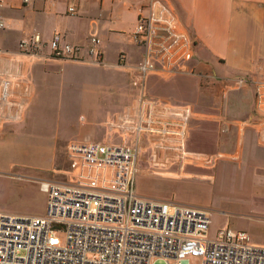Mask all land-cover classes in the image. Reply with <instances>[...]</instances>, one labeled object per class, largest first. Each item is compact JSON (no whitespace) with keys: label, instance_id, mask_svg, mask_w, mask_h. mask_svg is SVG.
Here are the masks:
<instances>
[{"label":"crops","instance_id":"0c3cea01","mask_svg":"<svg viewBox=\"0 0 264 264\" xmlns=\"http://www.w3.org/2000/svg\"><path fill=\"white\" fill-rule=\"evenodd\" d=\"M0 1V19L5 23L0 31V143L15 141L32 121L34 100L54 109L58 124L81 111L98 116L97 128L103 136L95 143L128 147L135 146L137 137L138 147L146 139L133 130L141 102L187 106L192 109L184 143L188 155L182 162L163 166V176L212 186L214 172L223 167L255 179L254 194L264 201L262 115L254 91L255 83L264 81V0H34L29 5L22 0ZM69 6L74 7V16L67 14ZM145 18L170 23L172 31L192 47V60L167 72L163 62L155 61L154 70L142 79L137 72L142 50L130 34ZM24 20L42 29L52 27L48 33H34L42 42L35 55H24L18 47L34 35L23 34ZM54 33L82 50L91 37L98 38L102 62L51 59L47 43ZM104 74L106 84L100 78ZM100 88L107 91L101 100L92 95ZM79 119L84 121L82 116ZM80 142L70 140L67 146ZM67 165L63 174L68 179L69 159ZM259 215L256 224L239 227L243 230H234L235 224L218 229L243 231L251 237L247 232L251 226L264 227V207Z\"/></svg>","mask_w":264,"mask_h":264},{"label":"built area","instance_id":"2783aa9c","mask_svg":"<svg viewBox=\"0 0 264 264\" xmlns=\"http://www.w3.org/2000/svg\"><path fill=\"white\" fill-rule=\"evenodd\" d=\"M67 14L74 16V7L69 6ZM4 29L0 19V31ZM130 36L142 50L137 66L142 79L154 70L155 61L163 62L167 72L193 58L192 47L172 31L170 23L145 18L135 24ZM47 46L51 59L88 64L103 59L96 37L82 50L54 33ZM18 47L24 55H35L42 48L41 38L30 35ZM254 91L262 115L259 143L264 145L263 80L255 83ZM191 117L190 107H156L143 101L133 130L177 156L171 159L172 154L163 163L182 162L188 155L184 143ZM139 139L134 147L70 143L67 181L40 184L46 194L43 216L0 212V264H151L154 259L166 264H264V245L253 243L243 231L212 232L206 209L138 197L134 178Z\"/></svg>","mask_w":264,"mask_h":264},{"label":"rangeland","instance_id":"374dc122","mask_svg":"<svg viewBox=\"0 0 264 264\" xmlns=\"http://www.w3.org/2000/svg\"><path fill=\"white\" fill-rule=\"evenodd\" d=\"M51 28L50 25H46L42 29L34 22L24 20L23 34L48 33ZM100 78L104 79L106 84L105 80L108 78L106 74L100 75ZM92 95L101 100L107 97V91L100 88ZM36 102L37 100H34L30 107L34 110L32 121L21 128L17 133V139L0 143V212L2 213L43 215L46 194L42 192L40 184L67 181L63 173L68 169L69 158L67 148L65 149L68 142L70 140L99 142L103 136V132L97 128L98 116L92 117L81 111L73 113L70 117H64V120L58 124L56 120L59 117L56 116L55 110L41 106L42 101L37 104ZM80 116L84 121L79 119ZM155 143V139H144L142 146L137 148L134 192L138 197L175 204L203 202L205 204L200 208L206 209L211 214L212 232L225 225L232 227L235 224L237 228L234 230H243L239 227L257 223L256 219L261 216L259 214L264 207V201L254 194L257 187L255 179H247L242 173L236 176L234 172L223 167L214 172L215 182L212 186L201 181L163 176L165 167L171 165L163 162L173 153L165 151L166 148H158ZM153 156L158 158L155 163L151 161ZM175 158L177 156L173 154L171 159ZM176 160L170 163L175 165L178 163ZM247 232L255 244L264 245V227L251 226L250 231ZM151 264H166V262L163 259H154Z\"/></svg>","mask_w":264,"mask_h":264}]
</instances>
